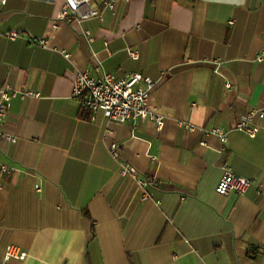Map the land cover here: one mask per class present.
I'll use <instances>...</instances> for the list:
<instances>
[{
    "label": "crops",
    "instance_id": "crops-1",
    "mask_svg": "<svg viewBox=\"0 0 264 264\" xmlns=\"http://www.w3.org/2000/svg\"><path fill=\"white\" fill-rule=\"evenodd\" d=\"M62 4L0 5V90L38 94L11 98L3 122L0 264H264V119L253 138L233 129L264 107V0H91L80 12L99 17L64 20ZM83 71L148 76L163 128L88 118L70 93ZM225 167L252 181L229 202ZM8 245L27 257L4 262Z\"/></svg>",
    "mask_w": 264,
    "mask_h": 264
},
{
    "label": "built area",
    "instance_id": "built-area-1",
    "mask_svg": "<svg viewBox=\"0 0 264 264\" xmlns=\"http://www.w3.org/2000/svg\"><path fill=\"white\" fill-rule=\"evenodd\" d=\"M91 0H63V4L59 11L60 19H67L70 15H76L78 19H88L99 17L97 10L87 9L85 12H80V9L89 5ZM117 0H103L104 6L108 10H112L114 3ZM128 1V0H124ZM5 0H0V5L4 4ZM54 27V26H52ZM18 31H9L5 33V37L9 40H14L18 37ZM85 36L89 34L86 32ZM91 41V38H87ZM28 42L32 46H46V41L30 37ZM65 58L69 54L61 51ZM132 57L136 56L135 51H129ZM264 53L257 57L258 61L262 60ZM156 87V82L150 78L141 75L140 73H130L124 77H115L113 74L101 72L98 76H92L88 71L76 72L72 80L71 97L78 101L81 112L90 119H94V115L101 113L105 120L109 123H131L150 121L154 123L156 130L160 131L163 128V117L149 105V98L152 91ZM0 139L15 142V139L7 135L3 130V122L7 114V108L11 98L19 96L38 97L37 93L31 91L18 92L5 86L0 90ZM254 117L264 119V107L261 109H250L247 113L242 114L233 126L234 130L245 133L249 137H255L259 131L258 127L250 126ZM191 129V127H189ZM206 134L217 136L221 144H225L226 133L221 129L209 127L204 131ZM109 134L110 131H107ZM109 151L113 157H117V145L112 143L109 146ZM12 169L0 163V173H10ZM118 173L121 176L131 175L140 188H147L152 185L151 181H147L137 176L134 168L122 164L119 167ZM252 181L244 179L234 174L229 168H223L222 176L215 188V193L224 202H229L234 196H241L246 193ZM261 255L264 256V244L261 247ZM27 253L19 250L13 245H8L5 248L3 261L11 259L24 260Z\"/></svg>",
    "mask_w": 264,
    "mask_h": 264
}]
</instances>
